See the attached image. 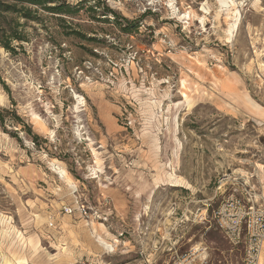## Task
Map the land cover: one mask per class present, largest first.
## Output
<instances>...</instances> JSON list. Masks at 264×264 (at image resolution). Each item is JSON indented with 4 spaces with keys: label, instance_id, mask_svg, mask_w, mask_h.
I'll return each instance as SVG.
<instances>
[{
    "label": "rangeland",
    "instance_id": "374dc122",
    "mask_svg": "<svg viewBox=\"0 0 264 264\" xmlns=\"http://www.w3.org/2000/svg\"><path fill=\"white\" fill-rule=\"evenodd\" d=\"M184 1L0 0V264H247L258 250L264 0H234L230 18ZM190 7L208 8L205 27L179 19ZM233 208L239 235L223 228Z\"/></svg>",
    "mask_w": 264,
    "mask_h": 264
},
{
    "label": "built area",
    "instance_id": "2783aa9c",
    "mask_svg": "<svg viewBox=\"0 0 264 264\" xmlns=\"http://www.w3.org/2000/svg\"><path fill=\"white\" fill-rule=\"evenodd\" d=\"M83 212L87 214V211L85 208H83ZM236 212V209L233 208L229 210V213L227 211H224L223 213V228L225 229L226 233L229 234L231 228H233V219H235L237 225L235 227L237 234L239 235L241 232L240 227L242 226V219L244 221L245 216H243L244 211L239 215L238 221L236 217L233 215ZM264 228V227H263ZM257 242L256 245L258 247V250L255 253L249 252V259L247 264H258V254L261 251L263 240H264V230L259 231V236H257ZM203 254V253H202ZM178 264H204L203 258H199V256L196 257V252L190 254V256H187L183 258Z\"/></svg>",
    "mask_w": 264,
    "mask_h": 264
},
{
    "label": "bare ground",
    "instance_id": "6f19581e",
    "mask_svg": "<svg viewBox=\"0 0 264 264\" xmlns=\"http://www.w3.org/2000/svg\"><path fill=\"white\" fill-rule=\"evenodd\" d=\"M174 1L175 0H171V3H172L171 5H173V2ZM181 1L183 2V6H184V2L185 1L184 0H181ZM219 3L221 5L222 9L227 12V16H228L227 18H230V16L232 15L233 11H237V9H238V5H237L236 1H234V0H219ZM207 9L204 8V10L207 11V12H205L206 15L201 16V15H199V13H197L196 11H194L192 7H190V8H188V10H189L188 12H187V9H186V10H184L183 14H181V13L178 14L179 15V19L180 20H188V21L198 20V21L201 22L202 26L205 27V23H206V21H208V17L207 16H208V14H210L209 10H207ZM0 98H1V95H0ZM82 102H83V99L79 98V103L81 104ZM76 110H77V112L79 111V106L76 108ZM38 124L40 126H42V128H44V126H45L43 124V122L40 121V120H38ZM62 173L66 176V173H64V172H62ZM69 181H71L70 178H69ZM98 241L106 249L107 248H111V246L109 244H107L101 237L98 238ZM261 253L262 252L260 251V254H259V257H258V264H259V258H260ZM204 254H205V252L203 253V255ZM4 264H12V263L6 261ZM260 264H264V254L260 258Z\"/></svg>",
    "mask_w": 264,
    "mask_h": 264
},
{
    "label": "trees",
    "instance_id": "16d2710c",
    "mask_svg": "<svg viewBox=\"0 0 264 264\" xmlns=\"http://www.w3.org/2000/svg\"><path fill=\"white\" fill-rule=\"evenodd\" d=\"M21 1H25L29 4L35 5V6H41L44 7V5L46 4V0H21ZM0 7H2V5L0 4ZM7 8V7H5ZM52 10L55 11H62V12H69V7H67V5L64 3L61 6H58L56 8H52Z\"/></svg>",
    "mask_w": 264,
    "mask_h": 264
}]
</instances>
